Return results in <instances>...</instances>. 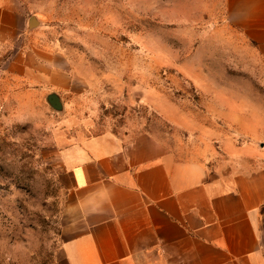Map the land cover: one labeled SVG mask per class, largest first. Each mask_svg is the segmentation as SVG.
<instances>
[{
    "label": "rangeland",
    "instance_id": "374dc122",
    "mask_svg": "<svg viewBox=\"0 0 264 264\" xmlns=\"http://www.w3.org/2000/svg\"><path fill=\"white\" fill-rule=\"evenodd\" d=\"M0 11L19 18L0 40V264H56L82 229L55 148L64 115L83 138L148 135L213 174L264 168V60L222 0H0ZM38 65L68 72L81 97L28 84Z\"/></svg>",
    "mask_w": 264,
    "mask_h": 264
},
{
    "label": "crops",
    "instance_id": "0c3cea01",
    "mask_svg": "<svg viewBox=\"0 0 264 264\" xmlns=\"http://www.w3.org/2000/svg\"><path fill=\"white\" fill-rule=\"evenodd\" d=\"M222 4L226 21L264 60V0ZM18 19L0 11V40L16 32ZM38 66L28 84L81 97L68 72ZM75 118L61 117L55 148L82 229L56 264H264V168L213 174L175 161L148 135L83 138Z\"/></svg>",
    "mask_w": 264,
    "mask_h": 264
},
{
    "label": "water",
    "instance_id": "95a60500",
    "mask_svg": "<svg viewBox=\"0 0 264 264\" xmlns=\"http://www.w3.org/2000/svg\"><path fill=\"white\" fill-rule=\"evenodd\" d=\"M36 25H37V21H36V19H35L34 17H33V18H30L29 21H28V27H29V28H32V27H34V26H36ZM49 101H50L52 104H54V103L57 102L54 98H49Z\"/></svg>",
    "mask_w": 264,
    "mask_h": 264
}]
</instances>
